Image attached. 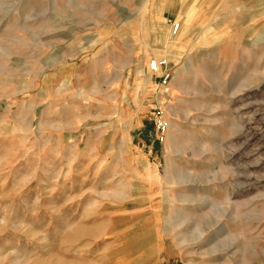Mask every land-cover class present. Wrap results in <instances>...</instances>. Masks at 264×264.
Here are the masks:
<instances>
[{
    "label": "rangeland",
    "instance_id": "374dc122",
    "mask_svg": "<svg viewBox=\"0 0 264 264\" xmlns=\"http://www.w3.org/2000/svg\"><path fill=\"white\" fill-rule=\"evenodd\" d=\"M212 3L0 0V264H264V7Z\"/></svg>",
    "mask_w": 264,
    "mask_h": 264
},
{
    "label": "built area",
    "instance_id": "2783aa9c",
    "mask_svg": "<svg viewBox=\"0 0 264 264\" xmlns=\"http://www.w3.org/2000/svg\"><path fill=\"white\" fill-rule=\"evenodd\" d=\"M179 28V23L173 24V33L178 32ZM150 68L151 71L160 78V83L162 85H167L173 76L168 58L152 59L150 62ZM169 125V120L161 108H156L153 118V129L155 137L160 142L165 140Z\"/></svg>",
    "mask_w": 264,
    "mask_h": 264
},
{
    "label": "crops",
    "instance_id": "0c3cea01",
    "mask_svg": "<svg viewBox=\"0 0 264 264\" xmlns=\"http://www.w3.org/2000/svg\"><path fill=\"white\" fill-rule=\"evenodd\" d=\"M211 6L219 7H264V0H213ZM149 68V65H148ZM149 71L151 72L150 68Z\"/></svg>",
    "mask_w": 264,
    "mask_h": 264
},
{
    "label": "bare ground",
    "instance_id": "6f19581e",
    "mask_svg": "<svg viewBox=\"0 0 264 264\" xmlns=\"http://www.w3.org/2000/svg\"><path fill=\"white\" fill-rule=\"evenodd\" d=\"M164 54H165V53H164ZM151 60H152V59L147 58V62L149 63V68H150V62H151ZM150 70H151V68H150ZM151 72H152V71H151ZM149 80H150V79H149ZM149 80H148V81H149Z\"/></svg>",
    "mask_w": 264,
    "mask_h": 264
}]
</instances>
